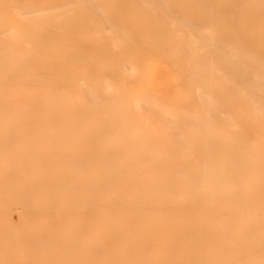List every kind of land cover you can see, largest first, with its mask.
<instances>
[{
    "label": "bare ground",
    "instance_id": "6f19581e",
    "mask_svg": "<svg viewBox=\"0 0 264 264\" xmlns=\"http://www.w3.org/2000/svg\"><path fill=\"white\" fill-rule=\"evenodd\" d=\"M261 11L0 0V264H264Z\"/></svg>",
    "mask_w": 264,
    "mask_h": 264
},
{
    "label": "rangeland",
    "instance_id": "374dc122",
    "mask_svg": "<svg viewBox=\"0 0 264 264\" xmlns=\"http://www.w3.org/2000/svg\"><path fill=\"white\" fill-rule=\"evenodd\" d=\"M209 12H214V10L213 11H209ZM218 11H216V13H217ZM221 11H219L218 13H220ZM225 13H227V12H229L228 14H230V13H232V14H235V13H239V12H237V11H232V10H230V11H224ZM223 11L221 12V13H224ZM240 13H242V12H240ZM244 13H246V12H244ZM254 13H256V12H254ZM207 14H212V13H207ZM261 14H264V11H261ZM230 19V21H228ZM229 19H228V17L227 18H225V21H227V23H225L224 25H226V24H228V26L227 27H225L224 28V30L225 29H227L228 27L230 28H232V30L234 29V26H233V19L232 18H230L229 17ZM233 20V21H232ZM225 21H222L221 22V24H223ZM232 21V23L230 24V22ZM229 22V23H228ZM229 24L231 25V26H229ZM207 24H205V27H207L206 26ZM228 28V29H229ZM231 28H230V31L231 32H227L226 34H228L229 36H227V37H230V39H226V40H228V41H231V40H233V39H231L232 38V35H231V33H233L232 32V30H231ZM227 29V30H228ZM227 30H225V31H227ZM205 31V30H204ZM229 31V30H228ZM224 32V31H223ZM223 34H225V33H222V35ZM234 34V33H233ZM225 37L224 38H226V35H224ZM224 38H222V39H224ZM220 40H221V38H219ZM226 40H224L223 42H225L224 44L222 43V41L220 42V44L222 45L221 46V48H220V50L221 51H219V53H220V55L221 56H223V54H225V52L224 51H222V48L223 47H226L227 46V44L228 43H230V42H226ZM224 45V46H223ZM228 45H231V44H228ZM220 46V45H219ZM224 52V53H223ZM218 54V53H217ZM226 56V54L222 57V58H224ZM229 70H227L226 72H224L225 70H223V74H222V76H225V79L226 80H228L227 82L231 85V88H232V85H233V82H232V79H233V71H232V69H231V67L230 68H228ZM231 69V70H230ZM231 74H230V73ZM227 73V74H226ZM228 77V78H227ZM231 77H232V79H231ZM231 80H230V79ZM230 80V81H229ZM231 82V83H230ZM227 83V87H226V90L228 91V92H230L231 91V89H230V85ZM152 85L153 86H155L156 88H160V89H163V90H165V92H167V93H170V94H172L173 92H174V84L171 82V80H170V73L168 72V71H166V70H164V69H161V68H159L158 70H156L155 72H154V74H153V76H152ZM228 88V89H227ZM223 99H224V96H221V104L223 103V105H224V103L225 102H223ZM233 107L234 106H231V109L229 110L228 109V111H226V112H228L229 114H230V112L232 113L233 111H234V109H233ZM229 108H230V106H229ZM225 110V109H224Z\"/></svg>",
    "mask_w": 264,
    "mask_h": 264
}]
</instances>
